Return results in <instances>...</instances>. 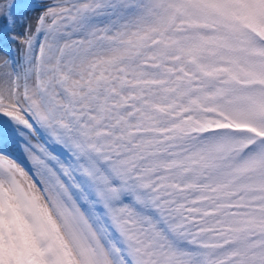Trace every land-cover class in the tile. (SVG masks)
Segmentation results:
<instances>
[{"label": "snow or ice", "instance_id": "obj_1", "mask_svg": "<svg viewBox=\"0 0 264 264\" xmlns=\"http://www.w3.org/2000/svg\"><path fill=\"white\" fill-rule=\"evenodd\" d=\"M0 264H264V0H0Z\"/></svg>", "mask_w": 264, "mask_h": 264}]
</instances>
